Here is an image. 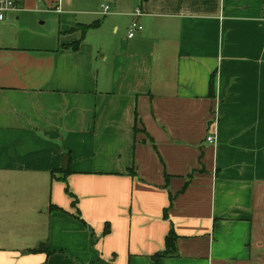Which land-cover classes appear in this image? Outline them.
<instances>
[{
	"label": "crops",
	"instance_id": "0c3cea01",
	"mask_svg": "<svg viewBox=\"0 0 264 264\" xmlns=\"http://www.w3.org/2000/svg\"><path fill=\"white\" fill-rule=\"evenodd\" d=\"M76 2L0 21V264H264V0Z\"/></svg>",
	"mask_w": 264,
	"mask_h": 264
},
{
	"label": "rangeland",
	"instance_id": "374dc122",
	"mask_svg": "<svg viewBox=\"0 0 264 264\" xmlns=\"http://www.w3.org/2000/svg\"><path fill=\"white\" fill-rule=\"evenodd\" d=\"M81 3V6L79 5V3ZM78 2L74 3V6L71 7V10H78L80 8L84 9V10H89V11H98L99 8H100V5L101 4H107L108 6H110L111 8V11L112 12H115V11H126L127 7L130 6V2L131 0H87V3L85 6L82 5V2H84V0H78ZM143 4L144 5V0H139V4ZM116 5H118L119 7H123V8H120L118 9L116 7ZM136 8H140L139 5L137 6H134ZM75 14V13H73ZM100 15V20L101 22L100 23H103L105 20H107L109 17L107 18H103V15L101 14V12L99 13ZM91 18V17H89ZM41 22H43L41 20ZM41 29L42 30H45V31H48L51 29V22L47 21V23L45 25H40Z\"/></svg>",
	"mask_w": 264,
	"mask_h": 264
},
{
	"label": "built area",
	"instance_id": "2783aa9c",
	"mask_svg": "<svg viewBox=\"0 0 264 264\" xmlns=\"http://www.w3.org/2000/svg\"><path fill=\"white\" fill-rule=\"evenodd\" d=\"M14 10H16L14 0H0V21L3 19V16L5 13H7L9 11H14ZM55 10H56V12L60 13L59 7L56 8ZM109 10H110V8L108 5H106V4L101 5V14L102 15H108ZM133 16L137 19V18H140L141 16H143V13L141 10L136 9L133 13ZM141 30H142V27L140 26V24L137 22H133L130 25V28L128 30V38H132L136 31H141ZM207 142L213 144V143H215V138L214 137H208Z\"/></svg>",
	"mask_w": 264,
	"mask_h": 264
},
{
	"label": "trees",
	"instance_id": "16d2710c",
	"mask_svg": "<svg viewBox=\"0 0 264 264\" xmlns=\"http://www.w3.org/2000/svg\"><path fill=\"white\" fill-rule=\"evenodd\" d=\"M99 24L100 22H95L89 26H83V25H80L78 26V28H74L73 30H77L80 32V38L77 42H75L73 45H71V48L74 50V51H77L84 39V35L85 33L89 30V29H92V28H97L99 27ZM108 232V228L106 227L105 228V233ZM177 237L174 235V233L172 231L169 232V234L167 235V237L165 238V248H166V251L164 253H160V254H157L155 256H153L152 258V262L153 264H161V260L162 258H164L165 256L168 255V253H171L172 251H174V247H175V241H176Z\"/></svg>",
	"mask_w": 264,
	"mask_h": 264
},
{
	"label": "water",
	"instance_id": "95a60500",
	"mask_svg": "<svg viewBox=\"0 0 264 264\" xmlns=\"http://www.w3.org/2000/svg\"><path fill=\"white\" fill-rule=\"evenodd\" d=\"M63 169H64V170L67 169V158H66V157L64 158V167H63Z\"/></svg>",
	"mask_w": 264,
	"mask_h": 264
}]
</instances>
